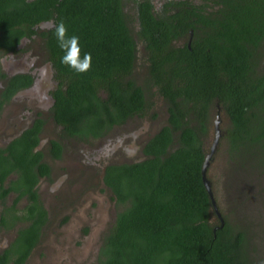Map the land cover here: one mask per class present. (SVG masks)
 <instances>
[{"label":"trees","instance_id":"1","mask_svg":"<svg viewBox=\"0 0 264 264\" xmlns=\"http://www.w3.org/2000/svg\"><path fill=\"white\" fill-rule=\"evenodd\" d=\"M132 2L131 14L125 0H0V56L18 50L23 37L40 29L57 81L52 115L67 135L103 136L112 125L152 107L150 88L167 101L168 124L146 144L148 157L106 167L104 181L117 213L102 238L97 264H251L245 231L226 216L219 227L203 180L208 150L202 136L208 113L220 102L231 118L225 134L230 162L246 160L247 152L254 158L262 154L259 164L264 161V71L256 70L264 47V0ZM60 24L66 36L78 37L81 56L91 54L86 72L62 63L64 50L55 36ZM134 31L147 50L144 83L133 73L139 50ZM183 38L182 45L175 42ZM31 81L29 72L18 73L2 95L10 98ZM41 126L39 121L15 139L8 155L0 153V180L15 170L34 199L38 175L49 169L35 150ZM52 143L61 156V144ZM39 208H30L36 219L0 253V264H25L45 221Z\"/></svg>","mask_w":264,"mask_h":264},{"label":"rangeland","instance_id":"2","mask_svg":"<svg viewBox=\"0 0 264 264\" xmlns=\"http://www.w3.org/2000/svg\"><path fill=\"white\" fill-rule=\"evenodd\" d=\"M125 2L128 5L127 11L132 14L133 5L130 6L132 0H125ZM134 34L138 39L136 31ZM138 42L141 50L142 41L138 39ZM31 48L32 46L27 42L20 47V50L3 53L0 56V69L8 73L38 68L40 55L38 52L34 54ZM262 49L264 50V47ZM142 58L143 56L142 63L134 73L137 79L142 75L143 70L145 71L144 67L148 65ZM45 65L46 79L37 86L40 93L48 91L51 81L55 80L54 76H50L52 68L49 63ZM41 66L42 64L39 67ZM260 66L262 70L264 57L261 59ZM148 97L154 102V110L160 112L163 117L166 116L167 104L154 87L148 90ZM135 121L137 124L131 130H137L145 124L151 130L154 124L150 118ZM155 124L158 125L156 130L160 127L161 121ZM113 139L109 144L106 140L100 142V155L113 147L115 140ZM225 143L210 166L208 175L215 183L214 189H216L217 202L221 211L228 221L246 233L247 256L251 264H264V161L259 164L258 158L262 154H257L254 158L251 152H247L246 160H242L241 165H234V162H230L229 143L227 140ZM91 144L93 148L96 145L95 142ZM76 155L78 156V153L75 150L73 153L69 152L65 158L51 160L54 172L51 180L42 181V189L51 207L52 219L42 238V244L33 251L27 264H97L98 262L102 238L104 233L113 226L117 212L111 191L100 180L104 159L110 161L108 156L111 154L106 152L105 156H100L95 169H90L89 172L84 168L89 162L86 161V157L82 156L79 159ZM92 174L96 180L91 178ZM22 239L15 244L14 259L21 251ZM4 241V238L0 237V245Z\"/></svg>","mask_w":264,"mask_h":264},{"label":"flooded vegetation","instance_id":"3","mask_svg":"<svg viewBox=\"0 0 264 264\" xmlns=\"http://www.w3.org/2000/svg\"><path fill=\"white\" fill-rule=\"evenodd\" d=\"M41 25L43 26L42 28H46L47 26L44 23H42ZM39 32L33 34L32 37H23L21 39L22 43L17 46L18 50H20V47L28 42V45L30 44L32 46L31 49L34 50V54H36L37 52L39 53L40 58L38 59V68L33 67L32 69L29 68L28 70L22 69L21 71H10L6 73V76L1 75L0 73V153L2 151L3 155H8L9 153L6 149L13 143V141L22 136V134L27 129L34 127L37 122L42 121L41 130L38 132V143L35 146V150H38L42 153V161H44L49 167L47 173H39L38 181L33 186V190L37 193V199L31 198L30 193L26 192V188L24 187L23 182L19 180V174L15 170L8 171L3 181L0 180V237L4 238L5 240L4 243L0 245V253H3L19 238L21 234V228L28 226L30 227L33 224L34 220L36 219V214L30 208L34 204H37L40 207L39 210L40 212H42L45 218V221L40 224L39 241L32 248L31 254L25 261V264H27L33 251L42 244V238L46 234L47 226L52 219V210L47 203V199L44 196V192L42 189V181L46 179L51 180V176L54 172L53 166L51 165V160H60L62 158H65L69 152L73 153L76 150V153H78V156L76 155L77 158H81L82 156H84L86 157V161H89L87 163L89 166L86 165V167H84L85 169H88L89 172L90 169H95L96 164H98L97 159L100 156H105L106 152H109L111 154L110 156H108V158H110V161H106V158L104 159L100 180L102 184H104V186L111 191V188L107 186L104 181L106 167L110 164L132 163L146 159L148 157L145 152L146 144L158 131H160V129L164 125L168 124L169 117L168 106L166 107L167 115L163 117L160 112L158 113L157 110H154L153 103L152 107L147 108L143 113L135 114L127 118L123 123L112 125L103 136H89L84 139L80 136L67 135L64 127L61 124L57 123L52 115L54 97L51 91L55 88L57 81H51L49 90L45 91L44 93H40L37 88L40 82H44V80L46 79L45 64L49 63L50 65L47 50L44 46L45 43L42 35ZM184 40L185 38L175 40V42L182 45L184 43ZM141 43L142 46L140 50L138 42L139 50L137 51L135 69H137L140 66L139 64L142 63V56V60L147 62V50L144 46V43ZM260 50L264 53V50L259 48V52ZM35 57L37 58V56ZM263 57L264 54L262 56L259 55V59L257 60L256 70L259 73L261 71H264V67L261 70L260 66V62ZM41 64L42 66L39 67ZM147 67L148 65L146 66V68L144 67L145 71L143 70L142 75L137 79L141 83H144L147 77ZM24 72L30 73L32 77L31 83L17 89L10 98H6L4 95H2L3 92H5L7 80L18 73ZM133 73H135V70ZM50 76H53L52 72H50ZM165 102L167 104L166 100ZM208 114V132H205L202 136L204 147L208 150L207 152L210 151L211 145L213 143L217 118H219L218 125L221 129V136L216 151L213 155V159L211 160L210 166H212V163H214V161L216 160L220 148L223 146V144H226L225 134L227 132V127L231 124V118L220 102H217L216 106ZM191 117L193 118L191 120V123L196 124L197 121L194 119L196 118V115L192 113ZM142 118H150L151 121H154L151 130L148 128L147 124L139 127L137 130H131L137 124V121L135 120ZM159 120L161 121L160 127L155 130V128L158 127V125L155 123H158ZM112 139L114 140L113 147L108 148L107 151H103L104 154L100 155V142H102V140H106L107 144H109L110 142H112ZM53 140H57L62 146V153L59 157L55 155L56 149L53 148ZM92 142L96 143L94 148L93 144H91ZM94 152L95 154H93ZM91 153L93 156L91 155ZM238 164L241 165V160H238ZM91 178L96 180V177H93V174ZM30 205L32 206L30 207ZM217 205L222 216L225 217L224 213L220 209L218 202ZM215 212L217 214L216 209ZM42 214L37 215L42 216ZM217 216L220 219V216L218 214ZM214 219L216 218L214 217Z\"/></svg>","mask_w":264,"mask_h":264},{"label":"clouds","instance_id":"4","mask_svg":"<svg viewBox=\"0 0 264 264\" xmlns=\"http://www.w3.org/2000/svg\"><path fill=\"white\" fill-rule=\"evenodd\" d=\"M56 39L59 46L64 50L62 63L67 64L70 68L78 73L86 72L91 66V54L84 53L80 55V47L77 36H66L63 24L57 26L55 31Z\"/></svg>","mask_w":264,"mask_h":264},{"label":"water","instance_id":"5","mask_svg":"<svg viewBox=\"0 0 264 264\" xmlns=\"http://www.w3.org/2000/svg\"><path fill=\"white\" fill-rule=\"evenodd\" d=\"M218 122H219V118H217V120H216L215 136H214L213 143L211 145L210 151L206 155L205 161L203 163L202 174H203V180H204L205 186H206V188H207V190H208V192H209V194L211 196V200H212L213 206L216 209L217 214L221 218V224L219 225V227H222L225 224V219L223 218V216H222V214H221V212H220V210L218 208L217 200H216L215 195H214V189H213V186H212V181H211V179L208 176V167L211 165V160L213 159V155H214V153L216 151V148H217L220 136H221V129H220L219 125H218Z\"/></svg>","mask_w":264,"mask_h":264}]
</instances>
